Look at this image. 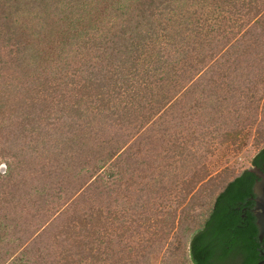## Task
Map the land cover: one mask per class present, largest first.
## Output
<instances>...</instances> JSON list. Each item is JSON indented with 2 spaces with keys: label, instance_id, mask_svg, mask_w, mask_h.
I'll list each match as a JSON object with an SVG mask.
<instances>
[{
  "label": "trees",
  "instance_id": "16d2710c",
  "mask_svg": "<svg viewBox=\"0 0 264 264\" xmlns=\"http://www.w3.org/2000/svg\"><path fill=\"white\" fill-rule=\"evenodd\" d=\"M210 57L264 61V0H0V264H144L173 224L146 238L144 202L114 209L118 130L165 110L191 82L179 68ZM257 179L244 168L204 193L176 249L193 264L263 259Z\"/></svg>",
  "mask_w": 264,
  "mask_h": 264
},
{
  "label": "rangeland",
  "instance_id": "374dc122",
  "mask_svg": "<svg viewBox=\"0 0 264 264\" xmlns=\"http://www.w3.org/2000/svg\"><path fill=\"white\" fill-rule=\"evenodd\" d=\"M215 58L203 64L189 59L193 63L183 71L181 66L176 74L191 77V82L177 93L176 100L146 122L135 112L136 120L118 130L128 137L124 150L116 154L113 185L107 194L116 199L114 209L130 208L137 213L142 209L139 203L144 202L149 220L138 231L146 238L165 237L168 224H173L166 242L149 246L144 264H169L172 259L171 264H193L183 255L187 243L176 249L183 240L184 225L192 224L185 211L201 213L202 195L211 189L216 194L228 179L250 167L252 156L264 144V61L240 59L236 64L232 59ZM114 130L110 128V136ZM4 170L2 160L0 172ZM104 195L101 200L109 205ZM103 209L107 208L103 205ZM147 226L149 231L142 232ZM178 250L177 261L169 252Z\"/></svg>",
  "mask_w": 264,
  "mask_h": 264
},
{
  "label": "water",
  "instance_id": "95a60500",
  "mask_svg": "<svg viewBox=\"0 0 264 264\" xmlns=\"http://www.w3.org/2000/svg\"><path fill=\"white\" fill-rule=\"evenodd\" d=\"M257 176L258 179L254 182L253 191L255 193V206L254 213L256 215V223L259 229V236H264V171L260 167L250 166L248 167ZM264 254V251L262 252ZM256 264H264V258L259 260Z\"/></svg>",
  "mask_w": 264,
  "mask_h": 264
},
{
  "label": "flooded vegetation",
  "instance_id": "af4514ba",
  "mask_svg": "<svg viewBox=\"0 0 264 264\" xmlns=\"http://www.w3.org/2000/svg\"><path fill=\"white\" fill-rule=\"evenodd\" d=\"M251 166H253L252 164H251ZM261 169H263V171H264V167H262ZM259 236V235H258ZM259 239H260V241H262L263 239H264V236L261 238L260 236H259ZM264 251V248H263V250H262V252Z\"/></svg>",
  "mask_w": 264,
  "mask_h": 264
}]
</instances>
